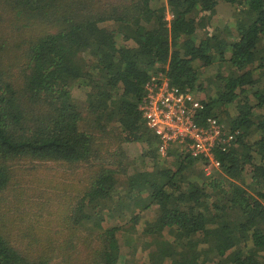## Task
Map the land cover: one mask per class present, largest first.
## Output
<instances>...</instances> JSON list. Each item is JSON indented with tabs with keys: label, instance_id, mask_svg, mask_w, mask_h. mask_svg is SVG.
<instances>
[{
	"label": "trees",
	"instance_id": "16d2710c",
	"mask_svg": "<svg viewBox=\"0 0 264 264\" xmlns=\"http://www.w3.org/2000/svg\"><path fill=\"white\" fill-rule=\"evenodd\" d=\"M1 3L14 30L0 19V264H80L81 250V264H128L138 245L126 232L141 212L125 225L110 219L129 202L154 210L140 227L149 238L142 264H264V0ZM219 5L230 13L215 20ZM216 63L227 72L208 81L209 93L201 76ZM153 78L198 91L196 122L214 117L234 135L216 149L219 172L191 176L200 160L177 144L172 165L158 164L159 139L140 109ZM74 88L85 105L72 99ZM125 143H140L139 157ZM16 160L82 168L59 206L66 240H42L27 226L30 247L13 241L23 231L11 235L4 221L13 209L1 204L9 203L4 190L16 192ZM136 160L153 166L140 170Z\"/></svg>",
	"mask_w": 264,
	"mask_h": 264
},
{
	"label": "rangeland",
	"instance_id": "374dc122",
	"mask_svg": "<svg viewBox=\"0 0 264 264\" xmlns=\"http://www.w3.org/2000/svg\"><path fill=\"white\" fill-rule=\"evenodd\" d=\"M7 7L5 4H0V19L3 21L1 25H5L7 30L13 32L14 29L12 28L13 22L8 21L11 18V13H6ZM230 13V9L225 5H219L217 8V12L214 15V19H220L225 16H228ZM171 14L167 12V18H170ZM8 18V19H7ZM108 24V23H107ZM12 30V31H11ZM13 41V40H11ZM14 61L16 60V53L10 54ZM18 63V62H15ZM18 68L17 66H15ZM15 68V69H16ZM221 72L226 73L227 68L219 66L217 63L209 66V68L203 72L201 79L204 80L206 86L211 91H213V86L208 83L210 82L215 75V73ZM209 84V85H208ZM84 91V89H83ZM85 92V91H84ZM198 95L200 94L198 91H194ZM212 94V93H211ZM71 96L74 102L76 101L79 105H85V94L77 91L76 88L71 89ZM83 102V103H82ZM86 107V106H85ZM85 107H82L85 108ZM232 108V107H231ZM234 110V108H232ZM231 109V110H232ZM86 109H84L85 111ZM232 110V111H233ZM224 121L228 120L227 116L222 118ZM124 149L126 150L128 156L135 160L139 157L143 147L140 143H125ZM174 151V150H173ZM161 159L158 161V164L162 167L172 165V159L175 160V155L168 154L161 155ZM153 166L152 160L146 162L144 166L140 165L139 160L135 161V167H138L140 170L150 168ZM11 170H12V178H11V189H16V192H10L9 189L3 191L4 194L10 193L7 198L9 199L6 204L3 202L1 207L9 206L13 210L10 212V217H8L4 222L7 223L9 226L13 223L14 227L11 226L9 229L11 235L20 233L23 231V235L20 238H16L13 241L17 242L20 245L22 242L23 245L26 247L29 246L28 242V234L25 233L28 230L26 227L29 226L31 228V232L36 230L38 235L43 238L47 235H50L52 238H55V241L61 242L62 240H66L68 236L67 228L61 223L63 219L59 217L62 214V209L60 203L65 205V202L69 200L66 198L67 195L65 192H68L70 184L73 185V181L77 177V174H82L83 170L81 167H74L65 165L64 163H59L55 161H24V160H16L11 162ZM192 169V175L196 176L198 174H204L205 176L211 175L214 173L219 172V169H210L207 170L206 165L203 161H195ZM218 170V171H217ZM133 171V166H130L126 173L130 174ZM127 175V174H126ZM246 181V180H244ZM68 183H70L68 185ZM125 185V184H123ZM74 186V185H73ZM75 187V186H74ZM121 189V187H120ZM121 195H125V189L122 187L120 190ZM119 192V193H120ZM147 192L143 190L141 192V197L144 199L146 197ZM6 198V196L4 197ZM135 201H138L137 199ZM12 202V203H11ZM58 203V204H57ZM65 207V206H64ZM128 207V209H127ZM121 209H126L130 212H122ZM132 209V210H130ZM113 219H110L117 222V224L125 225L126 221L128 220L129 214L138 213L141 214L142 218L137 225V230H132L131 232H126L132 237L133 244H137L138 246L135 248L136 252L129 251L126 255L128 264H142L144 259V253L147 252V249L141 245L143 240H148L149 238L141 233V226L146 219L155 216L153 207L142 209L140 202L135 204L134 202H129V204L125 203L119 206V208L114 207L112 209ZM132 212V213H131ZM129 213V214H128ZM39 214V215H37ZM37 215V216H36ZM123 215H126L124 218L121 219ZM1 217V216H0ZM12 224V225H13ZM106 224H108L106 222ZM128 225V223H127ZM38 227V228H34ZM35 235V234H34ZM37 236V235H36ZM38 237V236H37ZM120 244L122 245V250L126 251V245L122 240H120ZM132 248V247H131ZM88 250H81L77 256L80 258L78 261L80 264L82 263L83 259L87 257ZM127 253V252H126Z\"/></svg>",
	"mask_w": 264,
	"mask_h": 264
},
{
	"label": "built area",
	"instance_id": "2783aa9c",
	"mask_svg": "<svg viewBox=\"0 0 264 264\" xmlns=\"http://www.w3.org/2000/svg\"><path fill=\"white\" fill-rule=\"evenodd\" d=\"M146 90L140 109L158 136L159 153L165 155L173 144L181 145L193 158L203 161L207 170L218 169L216 149L225 150L234 138L225 124L214 117L198 124L196 116L203 109L202 103L192 90L170 86L167 79L153 78Z\"/></svg>",
	"mask_w": 264,
	"mask_h": 264
}]
</instances>
